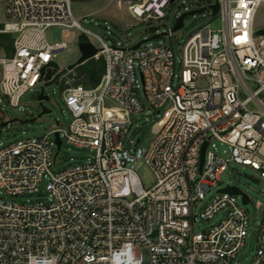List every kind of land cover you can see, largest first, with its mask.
<instances>
[{"label": "built area", "instance_id": "1", "mask_svg": "<svg viewBox=\"0 0 264 264\" xmlns=\"http://www.w3.org/2000/svg\"><path fill=\"white\" fill-rule=\"evenodd\" d=\"M90 1L0 0V101L19 106L25 93L55 80L60 71L51 63L69 45L52 42L51 28L63 37L73 29L96 37L99 45L87 39L98 48L92 59L105 63L96 85L71 83L76 73L55 80L68 84V127L57 120L45 135L1 145L0 264H239L248 203L221 191L237 186L231 184L204 199L233 163L264 179V34L256 27L264 0H218L216 13L217 2L193 0V10L221 16L223 27L208 24L192 34L178 60L170 44L109 45L73 14L74 2ZM109 1L142 22L168 19L164 35L175 32L180 15L169 19V10L177 0ZM141 94L160 117L148 148L130 136L133 116L145 110ZM64 144L87 151V160L55 171ZM142 159L150 186L136 171ZM44 179L43 198L4 196L38 193ZM257 207L250 264H264V203ZM220 214L216 224L195 229Z\"/></svg>", "mask_w": 264, "mask_h": 264}, {"label": "rangeland", "instance_id": "2", "mask_svg": "<svg viewBox=\"0 0 264 264\" xmlns=\"http://www.w3.org/2000/svg\"><path fill=\"white\" fill-rule=\"evenodd\" d=\"M184 1L187 6H190L191 10L195 8L191 4L193 0H177L169 10V19L176 13L181 15L186 12L184 10ZM210 1L216 3L218 0ZM72 11L74 16L80 19L83 26L99 34L109 45L120 43L125 47H132L143 40H146L143 44H170L176 60L181 57V47L185 41L203 26L211 24L215 29L223 27L221 16H212L207 10L186 15L184 26L176 30L171 36L161 35L169 28L168 19L142 22L134 19L126 7H119L115 2L109 0L74 2L72 4ZM0 17L1 19L4 18L1 8ZM256 27L258 29L264 27V4H262L257 14ZM48 36L52 42L65 40L69 45L67 50L57 55L56 61L60 67L57 71L64 70L79 59L80 50L78 44L80 40L90 39L97 45L100 43L96 37L91 38V36L83 35L78 29L71 30L67 37H63L62 30L54 27L48 30ZM75 73L76 77L71 83H78L85 78L84 74L80 75L79 68H75L73 71H66L63 74L66 75V78H72ZM44 85L45 83L39 84L33 90L25 93L20 99L19 106H14L10 104L7 98L1 97L0 126L2 122H8V124L2 129L0 147L1 145L15 143L23 138L45 135L54 129L57 120L64 127L69 126L72 117L64 100V89L68 84L55 81L45 88ZM43 88L50 98L49 100H43L42 104L51 111L38 117L43 110V106L38 98ZM140 98L144 103L145 110L133 116L130 136L135 141L140 139L139 145L142 148H148L156 133L154 128L160 117L142 94ZM86 154L87 151L83 149L64 144L54 170H61L74 163L83 162L87 160ZM136 171L146 186H150L153 183V176L145 160L138 161ZM46 183V179L41 182L40 192L38 193L18 196L4 194V196L8 200H16L18 202L43 198L45 196ZM227 184L239 186L251 197V202L246 206L250 220L249 233L245 245L237 258L239 264H250L258 249L257 229L262 217V208L257 207V203L259 201L264 203V179L261 177L260 172L250 166L233 163L230 165L229 170L221 175V181L218 186L207 193L204 202L210 201L216 195L217 190ZM221 218L222 214L217 215L211 221H199L195 225V229L200 231L209 228L220 221Z\"/></svg>", "mask_w": 264, "mask_h": 264}, {"label": "water", "instance_id": "3", "mask_svg": "<svg viewBox=\"0 0 264 264\" xmlns=\"http://www.w3.org/2000/svg\"><path fill=\"white\" fill-rule=\"evenodd\" d=\"M214 10V13H216L218 11V8H219V3L217 2L216 4L212 5L211 6ZM205 8H201V9H198V10H192V11H189V12H185L183 14H181L174 26V30H178L180 28H182L184 26V18L186 15H191V14H195L197 12H202ZM259 34H264V28L260 29L258 31ZM165 32H163L161 35H164ZM146 40H143L139 43H137L136 45L132 46L131 48L132 49H137L139 48ZM79 50H80V57L79 59L74 62L73 64L69 65L67 68H65L64 70H61L56 78L58 79L59 76L61 74H63L64 72L66 71H73L76 67H78L79 65H82L84 64L85 62H87L88 60L92 59L97 53H98V48L90 41L88 40H81L79 42ZM51 65H53L54 67H56L57 69H59V64L56 63V62H52ZM55 80L53 81H50L46 84V86L50 85V84H53L55 82ZM39 100H40V103L42 104L43 103V100H49V96L44 94L43 90L42 92L39 94L38 96ZM43 106V104H42ZM51 110L48 109L47 107L43 106V110L42 112L38 115L41 116L42 114L44 113H48L50 112ZM8 124V122H2L1 123V126H0V136H1V132H2V129L4 126H6ZM56 136H57V142H58V147H60L61 145V140L59 138V134L56 133ZM205 147H206V143L203 145V148H202V151H201V162H200V166L202 167L203 165V162H204V154H205ZM221 191H225V192H230V193H233V194H242L243 195V203L244 204H247L249 203L250 199L248 197V195L246 193H244L238 186H227L225 188H223Z\"/></svg>", "mask_w": 264, "mask_h": 264}, {"label": "trees", "instance_id": "4", "mask_svg": "<svg viewBox=\"0 0 264 264\" xmlns=\"http://www.w3.org/2000/svg\"><path fill=\"white\" fill-rule=\"evenodd\" d=\"M76 68H79L80 75H85V78L78 83H82L86 87H89L99 83L105 70V63L101 58L98 60L90 59Z\"/></svg>", "mask_w": 264, "mask_h": 264}]
</instances>
